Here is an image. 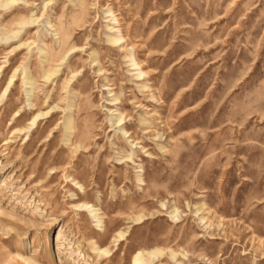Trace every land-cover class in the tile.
Wrapping results in <instances>:
<instances>
[{
	"label": "rangeland",
	"instance_id": "374dc122",
	"mask_svg": "<svg viewBox=\"0 0 264 264\" xmlns=\"http://www.w3.org/2000/svg\"><path fill=\"white\" fill-rule=\"evenodd\" d=\"M0 264H264V0H0Z\"/></svg>",
	"mask_w": 264,
	"mask_h": 264
},
{
	"label": "bare ground",
	"instance_id": "6f19581e",
	"mask_svg": "<svg viewBox=\"0 0 264 264\" xmlns=\"http://www.w3.org/2000/svg\"><path fill=\"white\" fill-rule=\"evenodd\" d=\"M124 133V132H123ZM125 134V133H124Z\"/></svg>",
	"mask_w": 264,
	"mask_h": 264
}]
</instances>
